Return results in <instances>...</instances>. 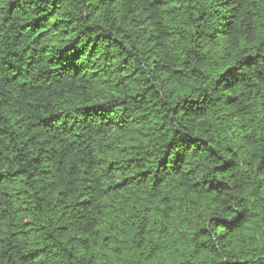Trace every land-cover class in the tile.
I'll use <instances>...</instances> for the list:
<instances>
[{
	"label": "clouds",
	"instance_id": "1",
	"mask_svg": "<svg viewBox=\"0 0 264 264\" xmlns=\"http://www.w3.org/2000/svg\"><path fill=\"white\" fill-rule=\"evenodd\" d=\"M0 264H264V0H0Z\"/></svg>",
	"mask_w": 264,
	"mask_h": 264
}]
</instances>
